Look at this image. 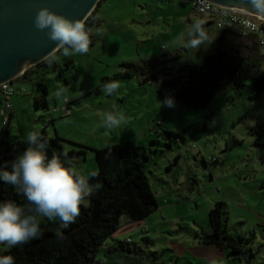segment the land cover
<instances>
[{"label":"rangeland","instance_id":"1","mask_svg":"<svg viewBox=\"0 0 264 264\" xmlns=\"http://www.w3.org/2000/svg\"><path fill=\"white\" fill-rule=\"evenodd\" d=\"M183 1H102L91 29H101L103 35H92L95 41L87 54L65 57L60 51L55 71L34 67L12 81L10 120L0 101V153L10 143L26 140L28 132L45 129L48 136L67 141L68 151L88 147L71 159L70 166L90 176L97 173L93 150L129 141L148 156L145 173L158 204L146 219L120 223L113 235L132 251L130 260L135 264H239L225 251L198 240L209 232V211L219 201L224 202L228 230L249 239L245 244L257 254V263L263 264L264 164L251 129L264 131V90H253L254 78L264 72V58L244 49V42L238 40L234 47L248 57L236 79L238 85L219 91L200 110L187 108L172 95L168 96L175 107L161 106L166 96L158 92L169 77L158 74L141 84L140 74L124 76L127 63L164 56L170 74L177 76L218 49L229 52L227 45L219 44L220 30L212 24L204 26L207 42L199 48L186 46L194 21L208 18ZM70 58L73 65L67 67ZM39 81L48 90L46 105L36 102L41 94ZM111 81H118L120 88L108 96L103 85ZM61 87L68 89L67 103L55 97ZM113 106L123 111L127 122L110 130L101 126V117ZM55 108L60 112H53ZM57 222L40 218L47 230H54ZM112 238L106 243L111 244ZM8 249L0 244V254ZM102 258L101 249L97 260Z\"/></svg>","mask_w":264,"mask_h":264},{"label":"trees","instance_id":"2","mask_svg":"<svg viewBox=\"0 0 264 264\" xmlns=\"http://www.w3.org/2000/svg\"><path fill=\"white\" fill-rule=\"evenodd\" d=\"M102 1H99L97 7L86 19L87 27H92L93 16ZM187 1L183 2L186 4ZM219 44L223 45L224 42ZM232 51L235 50L232 49ZM232 51L218 49L215 54L204 57L196 64L188 65L183 69L184 73H179L177 76L170 74L168 60L164 56L138 64L127 63L123 64L124 76L131 78L140 74L143 76L141 84L155 80L158 74L169 77L163 81L159 95L163 97L172 95L187 108L200 110L207 107L219 91L225 90L232 84L238 85L236 79L240 77L243 64L247 62L248 57L239 52L232 53ZM54 54L58 58L60 51ZM58 65L56 60L51 64L44 60L34 67L50 68L55 71ZM72 65L73 60L67 59V67ZM61 73L63 72L59 69V74ZM39 82L41 94L36 102L42 101L46 105L48 90L42 81ZM253 90L256 93L264 90V72H260L254 78ZM39 133L42 142L46 143L47 157L58 156L65 166H70L71 159L78 154H84L83 149L88 148L79 145L82 148L80 151H68L64 145L67 141L64 139L59 136H48L45 129ZM169 134L176 136L174 132ZM251 134L254 136V146L258 150L259 158L264 164V131L253 127ZM234 143L240 142L235 140ZM28 146L26 140L22 139L10 143L0 157V162L14 160ZM93 152L98 176L90 178L89 183L94 185L99 182L102 187L90 196L87 205H81L80 215L75 223L62 228L60 222H57L54 230H47L40 223L42 232L40 238L9 248L0 254V257L11 255L15 259V264H135L128 257L132 251L125 248L124 242L114 240L109 245L106 241L118 231L121 217L132 222L142 221L158 208L145 173V162L148 156L140 146H135L129 141L113 145L111 155L107 158L108 148L93 150ZM9 200L21 206L27 204L25 197L19 195L13 185L0 180V202ZM224 208V202H215L209 211L210 230L198 237L199 242L225 251L228 258L239 264H260L257 263L259 262L257 254L245 244V241L249 239L242 235H234L228 230ZM57 230L63 233L62 240L57 239ZM105 245L107 246L104 248ZM101 249L103 258L97 260V253ZM135 251L137 253V250Z\"/></svg>","mask_w":264,"mask_h":264},{"label":"clouds","instance_id":"3","mask_svg":"<svg viewBox=\"0 0 264 264\" xmlns=\"http://www.w3.org/2000/svg\"><path fill=\"white\" fill-rule=\"evenodd\" d=\"M250 3L258 14L264 15V0H250ZM34 23L38 30H47L48 38L55 42L56 50L65 57L87 54L92 35H103L101 29L93 32L84 21L67 18L49 8H41ZM188 37L186 46L191 48H199L209 40L202 21H194ZM44 59L51 64L58 58L51 53ZM119 88L118 81L103 85V91L108 96L116 94ZM5 90L10 91L7 88ZM67 91V88L61 87L55 92V97L58 100L63 98L67 103ZM160 102L161 106L175 107L171 96H166ZM126 122L123 111L116 110L115 106L101 117V126L110 130ZM26 143L29 146L14 160L0 162V180L13 185L27 201L25 206L11 200L0 202V244H6L9 248L40 238L41 217L51 222L59 220L62 228L75 223L85 199L102 187L99 182L94 185L89 183V179L97 177L98 173L92 172L90 176H85L75 167L65 166L58 156L48 158L46 143L42 142L38 131L28 132ZM105 147L108 148L107 158L111 155L112 146ZM56 237L60 240L64 238L59 230ZM0 264H15V259L11 255L3 256L0 257Z\"/></svg>","mask_w":264,"mask_h":264},{"label":"water","instance_id":"4","mask_svg":"<svg viewBox=\"0 0 264 264\" xmlns=\"http://www.w3.org/2000/svg\"><path fill=\"white\" fill-rule=\"evenodd\" d=\"M100 0H0V84L12 83L23 77L31 67L44 61V57L57 52L55 42L48 38L47 30L35 27V17L41 8L70 19L86 21ZM214 4L243 9L258 14L250 0H208ZM260 15V14H258ZM264 18V15H260ZM236 36L234 31L222 30L218 41Z\"/></svg>","mask_w":264,"mask_h":264},{"label":"built area","instance_id":"5","mask_svg":"<svg viewBox=\"0 0 264 264\" xmlns=\"http://www.w3.org/2000/svg\"><path fill=\"white\" fill-rule=\"evenodd\" d=\"M187 4H191L198 15L207 16L216 29L234 31L238 37L250 40L258 55L264 58V18L260 15L239 8L217 5L208 0H189ZM6 88L10 91H6ZM12 92V83L0 84V101L5 106L8 118L12 112V103L10 102ZM53 112L60 111L55 108ZM124 221V218L121 217L120 222ZM127 241L129 242L130 239H127Z\"/></svg>","mask_w":264,"mask_h":264},{"label":"crops","instance_id":"6","mask_svg":"<svg viewBox=\"0 0 264 264\" xmlns=\"http://www.w3.org/2000/svg\"><path fill=\"white\" fill-rule=\"evenodd\" d=\"M104 1V0H103ZM107 1V0H106ZM94 17H95V14H94V16H93V19H94ZM212 24V22L208 19L207 21H205V22H203V27L205 26H209V25H211ZM213 25V24H212ZM216 28V27H215ZM93 37V36H92ZM217 40H218V38H217ZM238 40H242L243 42H244V45H243V47H244V49H246L247 51H249V52H252V53H257L256 52V50H255V48H254V46L250 43V40H248V39H246V38H241V37H238L237 35L236 36H232V38H230L229 40H228V36L226 37V39L223 41L224 42V44L223 45H227L228 47H229V52L230 51H232V49H234L235 51H237V52H239L240 53V51L237 49L236 50V47H234V44L238 41ZM94 41H95V39L93 38V41H92V44L90 45V47H92L93 46V44H94ZM219 42V41H218ZM223 42H219V43H223ZM119 51V50H118ZM117 52V51H116ZM9 120H10V117H9ZM6 149L7 148H4V149H2L1 150V153H0V157L2 156V154L6 151ZM132 222V221H131ZM115 236V235H114ZM113 236V238H112V243L114 242V240H117V239H115V237ZM111 243V244H112ZM111 244H109V245H111Z\"/></svg>","mask_w":264,"mask_h":264}]
</instances>
